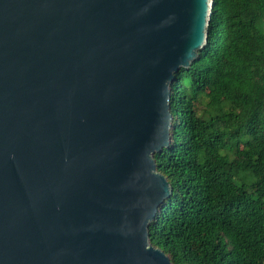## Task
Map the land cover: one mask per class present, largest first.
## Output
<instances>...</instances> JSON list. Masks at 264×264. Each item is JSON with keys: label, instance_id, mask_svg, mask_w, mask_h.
<instances>
[{"label": "water", "instance_id": "95a60500", "mask_svg": "<svg viewBox=\"0 0 264 264\" xmlns=\"http://www.w3.org/2000/svg\"><path fill=\"white\" fill-rule=\"evenodd\" d=\"M211 0H0V264H171L169 85Z\"/></svg>", "mask_w": 264, "mask_h": 264}, {"label": "trees", "instance_id": "16d2710c", "mask_svg": "<svg viewBox=\"0 0 264 264\" xmlns=\"http://www.w3.org/2000/svg\"><path fill=\"white\" fill-rule=\"evenodd\" d=\"M171 188L148 243L171 264H264V0H211L206 44L169 85Z\"/></svg>", "mask_w": 264, "mask_h": 264}]
</instances>
